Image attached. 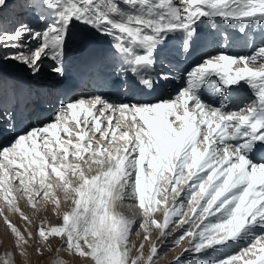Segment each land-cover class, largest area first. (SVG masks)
I'll return each mask as SVG.
<instances>
[{"label":"snow or ice","instance_id":"obj_1","mask_svg":"<svg viewBox=\"0 0 264 264\" xmlns=\"http://www.w3.org/2000/svg\"><path fill=\"white\" fill-rule=\"evenodd\" d=\"M14 7L38 11L39 26H0V93L6 64L36 78L50 62L63 79L74 44L105 39L111 63L87 69L111 66L121 85L116 99L61 88L53 118L27 127L0 95V223L10 237L8 247L0 240V264H157L168 239L181 251L167 264H182L186 253L189 264H264V41L248 53L221 44L179 76L166 58L157 70L168 42L181 37L186 53L205 19L236 22L241 33L264 27V0H0V19ZM173 79L183 86L167 98L133 94L151 95ZM241 84L254 99L233 107ZM61 196L71 202L62 223L38 226L49 206L60 215ZM240 241L237 251L210 256Z\"/></svg>","mask_w":264,"mask_h":264},{"label":"bare ground","instance_id":"obj_2","mask_svg":"<svg viewBox=\"0 0 264 264\" xmlns=\"http://www.w3.org/2000/svg\"><path fill=\"white\" fill-rule=\"evenodd\" d=\"M17 8L18 10H16L15 7L10 11H7V17L0 19L4 24L3 27L10 29L17 16L19 19H27L31 21L34 26H39L38 11L33 12L28 9ZM12 15H14L13 19L11 18ZM257 28L258 26L256 25H254V27L248 26L246 32L241 33L239 31V25L236 22L229 24L220 18H216L214 21L205 19L204 23L200 24L198 27L199 35L197 39L186 53L183 50L181 37L173 38L168 42L166 48L162 50V53L157 55V70H160L161 59L166 58V62L174 65L179 70L175 73L176 76H179L180 72L190 68V66L204 58L206 54L211 53L214 55L220 50L221 44L227 45L224 50L228 53H248L249 49L250 51L253 50L254 45L256 44L255 42H258L260 38L264 37V28L261 33L259 32L255 36ZM225 34L227 36L226 41L224 40ZM107 42H110V40H101L98 43L91 44L87 47L74 44L69 54L70 61L68 72L66 77L63 79L56 77L50 72V62L45 63L41 75L36 78H31L16 66H14L12 70L7 69L4 73L5 83L3 85V90L2 93H0L3 97V107H6L9 111L14 110L17 115V122L21 126L27 127L29 122L33 124L34 120H37L36 123H44L53 118L55 111L60 107L61 101L65 99L62 94L59 95L61 86H63V88L70 86L74 87V93H69L72 96H91L97 91H100L105 95L116 99L117 88L119 83H121V78L116 75L111 66L105 67L100 74L92 73L90 77H86L82 74L84 68L80 69L78 67L79 62L82 61L81 58H87L92 50L97 52V57H92V62L103 61L110 64L111 55L109 49L111 45L109 46ZM100 43L106 45V51L103 53L100 51L102 48V44ZM183 55H185V57L184 59H181L180 57ZM172 58L174 61L171 60ZM213 79L215 81V78ZM172 81L173 82H170L164 87L163 90H165L166 93H163L162 89H159L157 91L158 96L156 98L153 97L146 100H155L161 96L167 98L168 95H172V93H174L173 90L179 89L183 86V81L178 82L176 79H173ZM10 82L13 84L11 91H9L10 88H8V83ZM27 83L29 84V87H26ZM32 83L33 85L31 87L35 90L31 93L32 95H30V84ZM174 83L178 84V86H176L177 88H174ZM28 90L30 91L28 92ZM13 93H15L14 99ZM249 94L252 95V90H248L247 85L241 84V86L237 87L233 92V107L246 106L248 103L247 96ZM206 95L213 103H219L218 98L215 97L211 91L206 93ZM120 99H124V97L120 96ZM0 111H2V109H0ZM0 127H2V121H0ZM0 132V143H2V137L7 132V129L3 127ZM118 204L117 211L121 212L119 210L120 207L118 208ZM68 207L71 208V204L68 203ZM69 208H67L68 211L70 210ZM48 212L49 208L46 212L42 211L41 213ZM14 223H16V221ZM139 231L141 230L138 229L137 232Z\"/></svg>","mask_w":264,"mask_h":264},{"label":"rangeland","instance_id":"obj_3","mask_svg":"<svg viewBox=\"0 0 264 264\" xmlns=\"http://www.w3.org/2000/svg\"><path fill=\"white\" fill-rule=\"evenodd\" d=\"M15 8V7H14ZM16 10H18V8L16 7ZM3 17H7V15L5 14ZM12 19L14 18V15H12V17H11ZM19 19V17L17 16L14 20V23L12 24V26H11V28L13 27V25L15 24V22H16V20H18ZM0 26H4V24H3V22H1V20H0ZM9 27V26H8ZM252 27H254V25L252 26ZM10 28V29H11ZM264 27H260V26H258V28H257V30L255 31V36H256V34L257 33H261V31H262V29H263ZM251 33V32H250ZM250 36H251V34H250ZM252 37V36H251ZM261 41H264V37L263 38H260L259 40H258V42H255L256 44L255 45H259L260 44V42ZM254 45V46H255ZM249 52H250V49H249ZM181 59H183V57H180ZM172 61H174L173 60V58L171 59ZM6 69H8V70H12V68L14 67V65H12V64H6L5 66H4ZM235 67V66H234ZM50 69V68H49ZM0 70H2V69H0ZM47 73V72H46ZM28 75V74H27ZM176 75V74H175ZM29 76V75H28ZM29 81V80H28ZM28 81H26V82H28ZM171 82H173V81H171ZM12 83L10 82V83H8V88H10L9 89V91H11V88H12ZM33 85V83L32 84H30V90H28V92L30 91V95H32L31 93L32 92H34V90L35 89H33L31 86ZM174 88H177L176 86H178V84L177 83H174ZM26 87H29V84L27 83L26 84ZM32 88V89H31ZM249 89H251L250 87H248V90ZM174 91V90H173ZM169 92V91H168ZM55 93V92H54ZM175 94V92L174 93H172V95H174ZM35 95H37V94H35ZM247 96V95H246ZM251 97V98H250ZM247 98H248V103L251 101V100H253L254 99V96H253V94L251 95V94H249L248 96H247ZM25 104H27L26 102H24ZM247 103V104H248ZM243 107V106H242ZM36 121L37 120H34L33 121V124L35 125L36 124ZM1 129L0 130H2V128L3 127H0ZM1 133V132H0ZM68 203L69 204H71L70 203V201H68V202H65L64 201V199H63V197L61 196V208L59 209V212H60V215L59 216H57V215H55L54 214V212H53V208H52V206H49V212L48 213H40V216H39V218L37 219V225L39 226V223H40V220H43V221H45L46 223H49V224H51V225H60L61 223H62V215H63V212H65V211H68V209L67 208H69L68 207ZM21 205H22V207H23V201H21ZM120 207V211H121V213L122 214H124V215H126V216H129V217H131L132 215H133V210L132 209H130L128 206H127V204L126 205H120V204H118V208ZM70 209V208H69ZM185 210L187 211L188 210V208H187V205H185ZM24 211L26 212V213H31V210L29 209V208H27V207H24ZM55 216H54V215ZM190 214V213H189ZM10 215V218L13 220V222H15L16 221V225L18 226V227H20L21 229H23V221L19 218V216H16V215H12V214H9ZM158 216H160L161 218H162V213H158L157 214ZM209 219H212V218H209ZM197 223H199V221H197ZM139 228H137V230H138ZM35 229H33V231H34ZM153 235H154V239H155V237H156V233L154 232L153 233ZM0 240H2L3 241V245H4V247H8L9 246V241H10V237L8 236V235H6L5 234V232H4V226H3V224L2 223H0ZM139 241H140V236L138 235V237H137V234H133V236H132V242H133V244H135L137 247L139 246ZM244 241H240L239 242V245H235V244H231L229 247H226V248H224V249H222V250H218L217 252H215V253H211L210 254V256L211 257H214V256H224V255H226V254H228V253H232V252H235V251H237L238 249H239V247H242L243 245H244ZM53 244L54 245H56V244H59V240H54L53 241ZM173 245H174V241L173 240H171V239H168L167 241H166V243H165V250L164 251H162L161 252V257H162V259H161V261H158L157 262V264H167V262H171V261H173V259H174V257L177 255V254H179L180 253V251H181V247H173ZM182 246L183 247H186L187 246V244H186V242H182ZM145 253L147 254V249H145ZM191 258H192V254L191 253H186L185 255H184V257L182 258V264H189V262H190V260H191Z\"/></svg>","mask_w":264,"mask_h":264}]
</instances>
